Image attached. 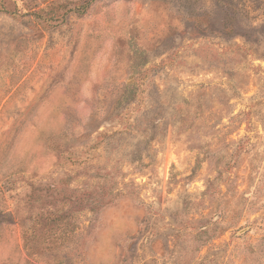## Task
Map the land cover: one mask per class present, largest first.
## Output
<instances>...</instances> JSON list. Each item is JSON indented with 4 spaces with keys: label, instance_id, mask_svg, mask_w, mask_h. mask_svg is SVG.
Here are the masks:
<instances>
[{
    "label": "rangeland",
    "instance_id": "374dc122",
    "mask_svg": "<svg viewBox=\"0 0 264 264\" xmlns=\"http://www.w3.org/2000/svg\"><path fill=\"white\" fill-rule=\"evenodd\" d=\"M51 1L0 0V264H264V0Z\"/></svg>",
    "mask_w": 264,
    "mask_h": 264
},
{
    "label": "trees",
    "instance_id": "16d2710c",
    "mask_svg": "<svg viewBox=\"0 0 264 264\" xmlns=\"http://www.w3.org/2000/svg\"><path fill=\"white\" fill-rule=\"evenodd\" d=\"M56 2H57V0H52L51 1L52 4H54ZM0 9H1L2 12L8 13V14L12 15L13 17H17L18 16V13H17L18 10L17 9L12 10V9H10L7 6H2ZM75 9H77L79 11H82V10H85L86 8L84 6H77ZM40 10H43V9H40ZM69 11H72V10H66V12H64L63 14H56L55 13L54 16H53V20L55 22H58L60 20H64V18L66 16V13L69 12Z\"/></svg>",
    "mask_w": 264,
    "mask_h": 264
}]
</instances>
